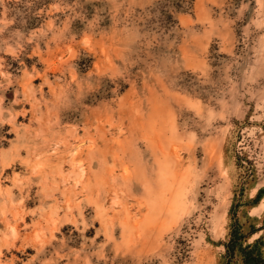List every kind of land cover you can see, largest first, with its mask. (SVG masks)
Instances as JSON below:
<instances>
[{"label": "rangeland", "instance_id": "1", "mask_svg": "<svg viewBox=\"0 0 264 264\" xmlns=\"http://www.w3.org/2000/svg\"><path fill=\"white\" fill-rule=\"evenodd\" d=\"M0 264H264V0H0Z\"/></svg>", "mask_w": 264, "mask_h": 264}]
</instances>
